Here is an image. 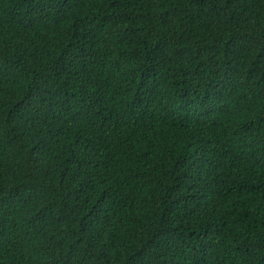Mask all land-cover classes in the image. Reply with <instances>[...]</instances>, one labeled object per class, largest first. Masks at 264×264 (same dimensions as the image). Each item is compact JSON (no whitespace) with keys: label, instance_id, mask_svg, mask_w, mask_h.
<instances>
[{"label":"trees","instance_id":"trees-1","mask_svg":"<svg viewBox=\"0 0 264 264\" xmlns=\"http://www.w3.org/2000/svg\"><path fill=\"white\" fill-rule=\"evenodd\" d=\"M0 264H264V0H0Z\"/></svg>","mask_w":264,"mask_h":264}]
</instances>
